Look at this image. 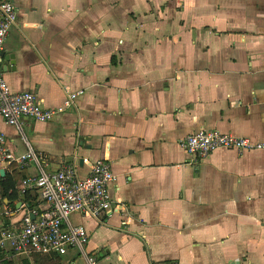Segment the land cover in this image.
Listing matches in <instances>:
<instances>
[{
  "label": "crops",
  "instance_id": "0c3cea01",
  "mask_svg": "<svg viewBox=\"0 0 264 264\" xmlns=\"http://www.w3.org/2000/svg\"><path fill=\"white\" fill-rule=\"evenodd\" d=\"M11 1L0 52L10 90L48 109L83 94L47 123L25 118L22 133L0 117L6 146L36 157L1 169L0 234L26 200L47 207L20 193L41 168L74 164L85 178L106 160L121 208L71 218L87 229L83 250L0 248V264H264V150L200 159L180 146L203 130L264 142V0Z\"/></svg>",
  "mask_w": 264,
  "mask_h": 264
},
{
  "label": "built area",
  "instance_id": "2783aa9c",
  "mask_svg": "<svg viewBox=\"0 0 264 264\" xmlns=\"http://www.w3.org/2000/svg\"><path fill=\"white\" fill-rule=\"evenodd\" d=\"M17 21V7L11 0L0 4V52L4 49L11 28ZM83 91L68 93L65 102L55 108H44L38 98L30 92L13 93L0 73V117L21 133L23 120L32 118L47 123L55 116L75 106ZM27 143V142H26ZM28 145V143H27ZM180 146L188 155L205 158L213 152L226 149L239 153L264 150V142H254L218 130H203L187 136ZM36 160L29 148L24 155H15L0 136V171L3 165L20 164ZM116 181L111 165L106 160L95 161L88 176L80 177L77 166L65 163L56 172L40 169L37 177L22 181L20 193L27 195L38 191L46 208H27L21 219L0 234V248H10L17 255H64L72 248H83L88 243L85 225L74 224L75 215L86 219H100L102 215L121 207L110 196V185ZM34 217V219H33ZM89 264H95L93 257Z\"/></svg>",
  "mask_w": 264,
  "mask_h": 264
},
{
  "label": "trees",
  "instance_id": "16d2710c",
  "mask_svg": "<svg viewBox=\"0 0 264 264\" xmlns=\"http://www.w3.org/2000/svg\"><path fill=\"white\" fill-rule=\"evenodd\" d=\"M10 189H13V191H14V183L8 182L6 184L5 190L6 191H9ZM26 196L28 197L29 196V193ZM26 201H27V204H28V207L29 208H35V207H37L34 202H32L30 200H26Z\"/></svg>",
  "mask_w": 264,
  "mask_h": 264
},
{
  "label": "water",
  "instance_id": "95a60500",
  "mask_svg": "<svg viewBox=\"0 0 264 264\" xmlns=\"http://www.w3.org/2000/svg\"><path fill=\"white\" fill-rule=\"evenodd\" d=\"M7 60H8V59H7ZM81 163H82V162H81ZM3 173H4L3 170H1V171H0V175H3ZM33 219H34V217H33Z\"/></svg>",
  "mask_w": 264,
  "mask_h": 264
}]
</instances>
